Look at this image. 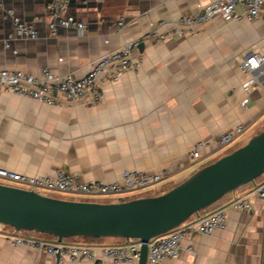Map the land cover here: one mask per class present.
<instances>
[{
	"label": "crops",
	"instance_id": "0c3cea01",
	"mask_svg": "<svg viewBox=\"0 0 264 264\" xmlns=\"http://www.w3.org/2000/svg\"><path fill=\"white\" fill-rule=\"evenodd\" d=\"M0 1L39 31L36 39L13 37L6 46L13 24L0 10V70L40 75L46 68L81 78L92 60L127 42H143L134 53L143 57L137 68L126 70L118 80L105 73L98 77L100 101L90 90L77 101L63 98L57 105L0 93V167L30 176L63 168L84 181L107 182L125 169L165 173L153 187L125 198L146 196L147 191V196L158 195L264 129V64L253 72L240 66L246 55L264 53V19L216 15L183 35L155 43L146 38L155 23L178 20L215 0H88L89 9L80 7L84 0H70L67 14L86 27H59L55 34L48 27L50 0ZM252 77L256 82L249 86ZM238 124L245 126L243 133L221 146L220 137ZM201 143L195 158L193 151ZM255 182L207 208L226 211L224 229L190 233L179 257H167L161 264H264V196L253 194ZM241 197L249 198L250 208L233 206ZM13 230L0 225V264H96L13 245ZM25 235L53 238L41 232ZM125 242L103 237L81 243Z\"/></svg>",
	"mask_w": 264,
	"mask_h": 264
},
{
	"label": "built area",
	"instance_id": "2783aa9c",
	"mask_svg": "<svg viewBox=\"0 0 264 264\" xmlns=\"http://www.w3.org/2000/svg\"><path fill=\"white\" fill-rule=\"evenodd\" d=\"M70 0H50L47 8L50 13L48 27L52 34L59 27L76 28L83 30L86 23L75 16L68 15ZM0 10L5 17L11 19L13 32L5 42L10 46L13 37L36 39L38 29L23 20L14 7H8L0 1ZM221 15L229 20H239L244 17L251 19H264V0H215L201 7L198 11L183 16L178 20H161L153 25L152 31L146 35L155 43L164 42L169 36L183 35L186 29H194L195 26L211 20L214 16ZM119 24H124L123 18ZM163 28H167L162 31ZM138 41H130L122 46L110 50L88 64V72L81 78L72 74L56 75L49 69H43L40 75L27 73L18 69L0 70V93L9 92L22 97L35 99L47 104H61L62 99L77 101L84 97L87 91H92L95 101L103 98V91L96 86L98 77L105 73L112 80H118L123 73L131 68H137L142 55H134L138 47ZM264 64V53L253 52L244 57L240 66L253 72ZM256 78L252 77L247 84L254 85ZM245 126L238 124L235 128L224 133L219 140L221 146L233 143L243 133ZM200 144L193 151V156H200ZM165 177V173H152L135 169H125L122 175L114 181L81 180L75 173L67 172L58 168L55 174L30 176L14 170L0 167V183L12 184L26 189L40 192L47 190L56 193L70 194L86 197L87 200L95 201L100 197L113 199L126 197L147 190ZM42 193V192H40ZM43 194V193H42ZM254 195L264 196V178L255 182ZM86 200V199H83ZM236 208H250L251 202L248 197L237 198L233 202ZM227 213L224 209L209 211L203 209L192 214L178 226L164 232L148 241V255L146 264H161L167 258L179 257L183 250V240L192 232L211 234L217 229L227 226ZM40 233L29 230H13L10 240L13 245H25L38 250H44L50 254L60 253L61 259L72 261L88 259L96 264L109 261L110 264H138L142 241L139 238L126 239L122 244H88L70 242L66 239L58 241L57 237L46 239L44 237L26 236L25 233ZM193 251L192 247L187 248Z\"/></svg>",
	"mask_w": 264,
	"mask_h": 264
},
{
	"label": "water",
	"instance_id": "95a60500",
	"mask_svg": "<svg viewBox=\"0 0 264 264\" xmlns=\"http://www.w3.org/2000/svg\"><path fill=\"white\" fill-rule=\"evenodd\" d=\"M80 7L89 9L92 2L84 0ZM260 176L264 177V129L158 195L123 201L74 200L0 183V223L15 230L47 233L60 242L73 236L139 238L138 264H146L151 238Z\"/></svg>",
	"mask_w": 264,
	"mask_h": 264
},
{
	"label": "rangeland",
	"instance_id": "374dc122",
	"mask_svg": "<svg viewBox=\"0 0 264 264\" xmlns=\"http://www.w3.org/2000/svg\"><path fill=\"white\" fill-rule=\"evenodd\" d=\"M40 192H42L45 195H50V196L63 197V198L74 199V200H83V199H86L87 200L86 197L75 196V195H70V194H63V193H56V192H51V191H47V190H40ZM147 192L148 193L145 194L146 196L150 193L149 191H147ZM131 198H133V197H127V198H125V197H122V198L115 197L113 199H109V198H106V197H104V198L103 197H100V198L91 199V200L104 202V201H123L125 199L129 200ZM0 225H2V224L0 223ZM79 237L80 236H74L73 241H76V242H87V241H91V240H88V239H84L83 237L82 238H79ZM104 238H111V237L106 236ZM112 238H119V237H112ZM68 241H71V240H68Z\"/></svg>",
	"mask_w": 264,
	"mask_h": 264
},
{
	"label": "trees",
	"instance_id": "16d2710c",
	"mask_svg": "<svg viewBox=\"0 0 264 264\" xmlns=\"http://www.w3.org/2000/svg\"><path fill=\"white\" fill-rule=\"evenodd\" d=\"M125 200H127V199H125ZM42 234H44V235H46V236H53V235H50V234H47V233H42ZM84 238V239H88V240H97V239H101V238H103V237H93V236H90V237H87V236H80L79 238ZM72 238H74V236L73 237H68L67 239L68 240H71ZM66 239V240H67Z\"/></svg>",
	"mask_w": 264,
	"mask_h": 264
}]
</instances>
